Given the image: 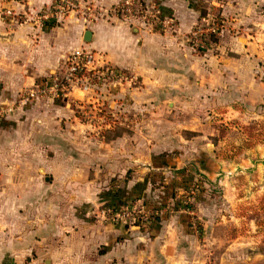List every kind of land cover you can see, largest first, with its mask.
<instances>
[{"label":"crops","instance_id":"0c3cea01","mask_svg":"<svg viewBox=\"0 0 264 264\" xmlns=\"http://www.w3.org/2000/svg\"><path fill=\"white\" fill-rule=\"evenodd\" d=\"M50 1L0 0V106L10 111L0 123V264H264L256 217L240 210L259 203L260 181L251 196L238 182L264 175V142L230 160L214 142L219 115L264 119V0H158L175 25L156 32L113 14L121 0H76L63 24L42 25L29 13ZM215 14L224 21L216 52H199L192 32ZM81 49L131 77L106 86V108L142 116L122 121L120 136L78 120L72 102L92 92L22 98ZM222 174L216 199L208 188ZM196 180L204 192L192 217L173 205ZM129 203L163 210L148 229L102 212Z\"/></svg>","mask_w":264,"mask_h":264},{"label":"built area","instance_id":"2783aa9c","mask_svg":"<svg viewBox=\"0 0 264 264\" xmlns=\"http://www.w3.org/2000/svg\"><path fill=\"white\" fill-rule=\"evenodd\" d=\"M77 6L78 3L76 0H51L48 6H45L41 11L31 12L29 14H31L30 16L35 21L42 25H61ZM85 9L89 10L90 8L87 6ZM112 12L141 30L156 32L172 29L175 25L174 19L167 17L163 13L161 3L158 0H151L149 3H143L142 0H121L114 6ZM17 19L19 20L20 17H17ZM26 19L28 20V18ZM223 29L224 21L221 18L217 20L212 15L195 27L191 35V40L202 48L208 47L212 41V36H220ZM127 80H131L129 74L112 67H98L94 53L86 49H81L76 50L69 56L66 69L63 73L54 75L50 80L39 85L37 89L29 93V96H43L53 92L56 96L64 98L68 97V94L74 88H79L84 92H91L102 82L107 85L110 83H122ZM92 104L93 107L101 106L102 101L97 100ZM100 109L102 110L101 107ZM113 124H116V121L109 120L106 126ZM195 188L189 190V197L185 201V204L189 206L193 204L196 198ZM137 208L140 209L138 210ZM193 208L184 206L180 209L194 213ZM102 212L110 221L139 225L141 228L143 226H151L155 221L152 217L158 213V211L151 212L135 204L133 206L126 204L116 208H105ZM26 264H35L34 259L30 258Z\"/></svg>","mask_w":264,"mask_h":264},{"label":"rangeland","instance_id":"374dc122","mask_svg":"<svg viewBox=\"0 0 264 264\" xmlns=\"http://www.w3.org/2000/svg\"><path fill=\"white\" fill-rule=\"evenodd\" d=\"M205 16H207L205 14ZM214 16V15H213ZM217 20L220 19V16L218 14H215L214 16ZM219 18V19H218ZM221 36V35H220ZM220 36H216L217 41H214V39L212 38L211 43L208 45V47L202 48L198 45L195 44V42L193 43L191 40L192 45L194 46V48L199 51V52H216V47H217V42L219 41ZM126 81H123L122 83H124ZM111 84H116V83H110L107 85H111ZM99 85V86H98ZM97 87H95L94 91H91L93 93L91 101L90 102H86V103H74L72 102L73 107L75 108V113L76 116L78 118V120L82 123H86L88 125L91 126L92 131H96L101 133L102 131L108 130V129H112L113 125H119V124H124L122 121H126V122H132L134 123L131 119H129L127 112L123 113L121 109L120 112L118 111H112L108 108H106V100H105V94L106 91L109 90V88L107 89V85H105L104 82H102L101 84H98ZM31 91H25L23 93L24 96H22L23 100H35L44 97L43 96H35V97H30L29 93ZM90 92V93H91ZM22 94V93H21ZM48 96V95H45ZM63 98V97H62ZM97 100L102 101L101 106H96L93 107L92 103L96 102ZM244 105V104H243ZM100 107L102 108V110L100 109ZM9 108H5V107H1L0 106V123L2 122V120L4 118H6L8 116V114H10V111H8ZM261 110V109H260ZM262 110H264L262 108ZM220 112H224V111H220ZM127 115V117H126ZM134 114H132L131 117H134L136 122L134 123L137 126V122L140 121L142 119L141 114H139L138 116H133ZM140 117V120H139ZM223 116H217L216 121L214 123V127L218 130V137H217V141L215 140L214 142H216V144L218 145V151L217 154L220 155L221 157L225 158V159H233L235 156H237V154H239L238 152L240 151V149H244V148H248L251 147L253 145H255L256 143L259 142H264V119H260L257 120L255 119L253 122L248 121V123H241L240 121L236 120V119H231L229 121H222L219 118H222ZM127 118V119H125ZM107 120V122H105ZM109 120H115L116 124H113L111 126H106V123L109 122ZM100 121H104V122H100ZM218 121V122H217ZM222 124L225 125L226 128H223L222 134L220 132V128L222 127ZM225 174V173H224ZM226 176H229L230 178H234L232 177L233 174L229 175V174H225ZM225 175H220L219 179L216 181L217 185L210 186L208 189H210V194L215 197L216 199H219L220 196L223 195V188H221V186L219 185V182L221 179L225 178ZM225 176V177H224ZM242 178V179H241ZM239 178L238 182H243V184L246 185V189H243L241 191L242 195H248L251 196L252 195V191L253 189H250V183L251 180H258L260 181L257 185L259 187V189L257 190L256 193H253V195L255 196H259L260 200H258V204L255 202H250V200H247L246 203H242L240 204V210L242 212H252L251 214L255 215L256 217V224H253V228L256 230L258 229L259 231V236H260V252L262 254H264V175L260 178H256V177H252L251 175H247V176H243ZM238 180V179H237ZM187 187V188H186ZM195 188L196 190V198L193 202V210L195 212L196 210V202L198 200V197L200 196V193L204 192V189H202V184L199 183L197 180L193 181V182H188L187 184L184 185V195H183V199L182 202H180V205H183V203H185V201L187 200V198L189 197V190L192 188ZM185 195H187L185 197ZM231 195H235L234 191L231 192ZM135 203V202H134ZM134 203H129L127 205H131L133 206ZM170 206H167V210H171V204H169ZM166 206V204L164 205ZM255 206H259V209H257ZM173 207H175V205H173ZM183 207V206H182ZM143 209H145L144 207H142ZM138 210L140 208H137ZM163 210V208H153V209H148V211L151 212H155L158 211L157 214L154 215L153 218H155V216H158V214L160 213V211ZM144 212V211H143ZM169 213V212H167ZM189 213V212H188ZM191 214L192 217H194V213H189V215ZM122 223V222H119ZM247 223L250 225V221H247ZM125 224V223H124ZM128 226H139V225H132V224H126ZM153 225V224H152ZM151 225V226H152ZM192 225L195 229H198L200 226L198 224V221H196L195 219L192 220ZM247 225L245 227L250 229V226ZM151 226H143V228L148 229ZM248 252H244L243 255H248ZM215 257L216 256H212ZM214 259V258H212Z\"/></svg>","mask_w":264,"mask_h":264},{"label":"trees","instance_id":"16d2710c","mask_svg":"<svg viewBox=\"0 0 264 264\" xmlns=\"http://www.w3.org/2000/svg\"><path fill=\"white\" fill-rule=\"evenodd\" d=\"M203 15L205 16V13H203ZM212 38L214 39V41H217V39H216V36L215 35H213L212 36ZM53 77V76H52ZM52 77H49V78H45V79H43V80H41V84H43V83H45L47 80H50ZM223 128H226L225 127V125L224 124H222V127L220 128V132H221V134H222V131H223ZM129 130V128L127 129L126 127H123V126H120V125H114V126H112V129H108V130H105V131H102L101 133H103V135H105L106 136V138H108V136H110V135H112V137H117V136H120L124 131H128ZM217 141V137L216 138H214V141ZM187 188V187H186ZM187 195H185V197H186ZM194 207L193 205H187V204H185V203H183V205H180V202H178L177 204H175V208H176V210H178V209H180L181 207ZM156 217L157 216H155V218H154V220H156ZM153 218V217H152Z\"/></svg>","mask_w":264,"mask_h":264},{"label":"water","instance_id":"95a60500","mask_svg":"<svg viewBox=\"0 0 264 264\" xmlns=\"http://www.w3.org/2000/svg\"><path fill=\"white\" fill-rule=\"evenodd\" d=\"M89 35H90V32L87 31V33L85 35L86 40H89Z\"/></svg>","mask_w":264,"mask_h":264}]
</instances>
